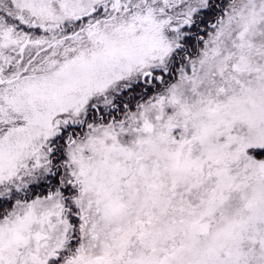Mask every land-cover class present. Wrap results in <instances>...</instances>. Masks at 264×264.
<instances>
[{
	"label": "snow or ice",
	"instance_id": "1",
	"mask_svg": "<svg viewBox=\"0 0 264 264\" xmlns=\"http://www.w3.org/2000/svg\"><path fill=\"white\" fill-rule=\"evenodd\" d=\"M0 264H264V0H0Z\"/></svg>",
	"mask_w": 264,
	"mask_h": 264
}]
</instances>
